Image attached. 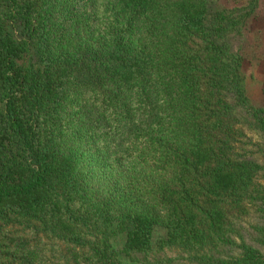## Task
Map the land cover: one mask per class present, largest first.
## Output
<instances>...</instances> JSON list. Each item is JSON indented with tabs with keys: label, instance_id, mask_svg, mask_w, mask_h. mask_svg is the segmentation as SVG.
<instances>
[{
	"label": "trees",
	"instance_id": "obj_1",
	"mask_svg": "<svg viewBox=\"0 0 264 264\" xmlns=\"http://www.w3.org/2000/svg\"><path fill=\"white\" fill-rule=\"evenodd\" d=\"M246 10L0 0V264H124L125 233L264 264V108L226 46Z\"/></svg>",
	"mask_w": 264,
	"mask_h": 264
},
{
	"label": "rangeland",
	"instance_id": "obj_2",
	"mask_svg": "<svg viewBox=\"0 0 264 264\" xmlns=\"http://www.w3.org/2000/svg\"><path fill=\"white\" fill-rule=\"evenodd\" d=\"M224 8H247L246 13L249 16L246 19V28L237 35L231 31L226 46L232 52L231 61L238 59L241 62L242 85L249 105L252 108H264V0H209L208 19ZM166 233L167 229L157 228L154 242L159 243L160 237ZM125 234L113 239V245L119 251L124 264H188L176 259L169 250L163 251V248L153 247L148 252H124ZM250 241L253 243L251 239Z\"/></svg>",
	"mask_w": 264,
	"mask_h": 264
}]
</instances>
